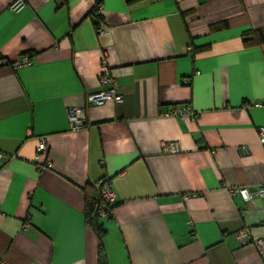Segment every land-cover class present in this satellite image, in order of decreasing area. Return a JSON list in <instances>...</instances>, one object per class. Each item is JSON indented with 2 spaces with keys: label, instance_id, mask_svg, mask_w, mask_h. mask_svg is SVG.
I'll return each mask as SVG.
<instances>
[{
  "label": "crops",
  "instance_id": "crops-1",
  "mask_svg": "<svg viewBox=\"0 0 264 264\" xmlns=\"http://www.w3.org/2000/svg\"><path fill=\"white\" fill-rule=\"evenodd\" d=\"M15 1L0 0V57L31 65L0 68V262L97 264L84 190L104 183L108 264H264V205L230 193L264 183V45L242 42L264 28V0H102L103 34L98 0ZM102 61L120 100L96 107ZM176 105L195 117L164 115Z\"/></svg>",
  "mask_w": 264,
  "mask_h": 264
},
{
  "label": "built area",
  "instance_id": "built-area-1",
  "mask_svg": "<svg viewBox=\"0 0 264 264\" xmlns=\"http://www.w3.org/2000/svg\"><path fill=\"white\" fill-rule=\"evenodd\" d=\"M24 6L23 0H16L13 4L9 6V10L12 12H16L20 10ZM99 34H103L104 30L100 29ZM102 70L100 71V75L98 78V82L100 85L104 87H110V88H105L97 93L89 94L87 96V101L92 104L93 106L100 107L103 106L106 102L109 101H119L120 96L117 95L115 91V81L109 75L107 74L106 68H105V62L102 61ZM31 65V59L28 55L24 54L18 58L15 62H7L3 58L0 57V68L8 66L12 70H16L22 67H26ZM165 116H173V117H184L188 116L191 118L195 117V114L193 113L191 107L189 105L187 106H177L173 108L170 111H167ZM68 116V122H69V127L71 131H76L79 130L83 127L84 124V118H85V113L82 108H72L68 110L67 113ZM258 135L260 137V140L264 144V128H259L258 129ZM180 148L178 147V144L175 142H164L162 143L161 146V151L163 154H176L178 153ZM240 152L242 154H246V148L241 147ZM33 164L36 167L37 170L42 171V170H47L52 167V164L50 160L47 158V146L44 138H39L38 143L36 146L35 154L33 157ZM233 196H240L241 199L245 202H252L255 199H260L264 205V183L260 184L258 188L253 191L249 192L246 188L244 187H238L234 188L230 192ZM101 199L105 203V205L108 204H113L116 199L114 193L108 188L106 184H102L101 187ZM105 208L102 207L100 211V217H105ZM236 238L240 241L241 244H245L249 242L250 240V235L248 230H242L240 231L237 235ZM253 244L258 251V253L262 256L264 260V240L262 239H255L253 240ZM0 264H5L3 261L0 262Z\"/></svg>",
  "mask_w": 264,
  "mask_h": 264
},
{
  "label": "trees",
  "instance_id": "trees-1",
  "mask_svg": "<svg viewBox=\"0 0 264 264\" xmlns=\"http://www.w3.org/2000/svg\"><path fill=\"white\" fill-rule=\"evenodd\" d=\"M102 0H98L96 3V7L90 12V16L92 18V22L96 32L98 33L100 29H103L100 26L103 19L101 15L98 14V7L101 5ZM226 27V24L223 22L221 24H217L214 28H222ZM242 42L245 48H257L264 45V28L262 29H249L246 30L242 35ZM180 106L176 105L175 107ZM174 107V108H175ZM103 183L98 184V186L88 185V190L85 188L84 190V214L86 223L93 228L94 232L98 238V248H97V264H108V259L106 252L104 250L102 241L106 234L103 226L100 223V211L101 208H105V217H110L112 209L115 206L116 201L113 204L105 205L103 200L101 199V187Z\"/></svg>",
  "mask_w": 264,
  "mask_h": 264
}]
</instances>
